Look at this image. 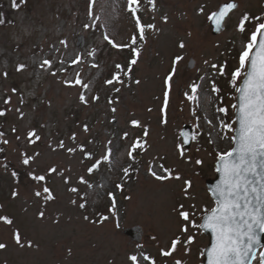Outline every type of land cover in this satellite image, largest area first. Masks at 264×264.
Returning a JSON list of instances; mask_svg holds the SVG:
<instances>
[{"label": "rangeland", "instance_id": "rangeland-1", "mask_svg": "<svg viewBox=\"0 0 264 264\" xmlns=\"http://www.w3.org/2000/svg\"><path fill=\"white\" fill-rule=\"evenodd\" d=\"M222 1L225 0H155L156 9L152 11L148 0H141L142 23L154 24L156 30H146V39L138 41L136 47L142 51L130 78L122 76L123 83L107 85L105 80L112 78L116 64L127 71L128 55L123 49L112 48L103 35L107 33L116 43L126 44L136 33L135 22L125 11L126 0H95L92 17L88 16L89 0H26L18 9L11 7L10 0H0V13L7 12L1 17L5 23L0 25V109L5 111L0 116V132L4 133L0 137V216L13 221L12 225L0 221V243L6 244L0 249V264H132L128 256L139 257L141 252L153 257L156 264H174L177 259L183 264L201 263L207 236L191 223L189 232L181 234L184 222L179 206L183 205V210L192 213L199 223L204 209L214 205L205 179L214 176L217 153L227 152L232 145V128L224 132L219 120L232 125L231 105L235 100L229 84L231 77L216 75L210 64L227 61V72L231 74L238 66L242 42H247L255 28V22L249 21L243 34L236 31L240 18L245 12L252 17L264 13V0H235L237 9L229 14L224 29L213 35L207 13ZM201 6L205 7L204 14L198 12ZM165 15L167 22L162 19ZM96 16L100 17L96 24L104 27L85 28V24L92 25ZM181 40L184 49L178 46ZM93 50L94 55L89 56ZM77 55L82 63L72 65L70 61ZM176 55L184 59L177 66L164 124L163 80ZM45 59L53 61L50 70L40 67ZM190 59L192 66L188 65ZM205 60L210 64L205 65ZM61 62L67 74L59 71ZM94 63L99 67H92ZM18 64L27 67L18 72ZM77 71L90 84L89 89L62 83L68 76L75 79ZM201 76L215 79L221 90L219 96L212 94L208 79L200 81ZM192 82L202 84L199 106L184 96L185 92L190 93ZM82 91L87 104L79 99ZM93 96L99 99L93 100ZM9 97L11 101L6 105L4 101ZM21 99L24 103H20ZM219 103L228 108L226 116L216 112ZM134 119L148 127L149 147L146 152H134L135 160H130V146L138 137L144 138L143 127L130 124ZM183 123H190L198 134L188 148L183 147L178 135ZM84 125L89 131H84ZM32 129L41 138L29 144L27 132ZM125 132L129 136L122 139ZM73 133L77 135L75 141L70 139ZM17 136L21 139L17 140ZM5 139L7 144L3 143ZM61 140L65 143L63 149L58 147ZM109 140L113 149L111 164L102 163L88 174L87 168L107 151ZM80 144L93 153V159H85L79 149L74 154L67 152V148ZM177 145H181L183 156ZM21 153L35 156L30 167L22 164ZM198 159L201 164H196ZM3 160H8L13 168L3 166ZM149 164L154 168L163 164L173 169V177L178 174L180 179L158 181L148 173ZM129 165L132 170L125 177L122 169ZM50 167L58 171L47 175L45 182L37 184L28 176L29 171L44 174ZM13 170L16 177L12 176ZM80 176L93 187L81 184ZM185 180L191 181L187 193ZM45 184L54 195L53 200L34 195ZM117 184L122 188L117 189ZM73 187L78 192L69 190ZM13 191L18 196L13 197ZM109 192L115 194V215L110 211ZM85 201L86 207L81 209L79 204ZM41 211L45 213L42 218ZM105 216L107 220L102 219ZM133 225L142 230L138 241L123 233L124 228ZM16 231L23 238V246L13 238ZM187 235L195 237L190 246L182 243L171 257L160 255V249L168 250L176 236L186 240ZM258 262L257 257L252 264Z\"/></svg>", "mask_w": 264, "mask_h": 264}, {"label": "snow or ice", "instance_id": "snow-or-ice-1", "mask_svg": "<svg viewBox=\"0 0 264 264\" xmlns=\"http://www.w3.org/2000/svg\"><path fill=\"white\" fill-rule=\"evenodd\" d=\"M26 0H11V7L13 9H18ZM151 5L152 11H155L156 5L155 0H148ZM94 4L95 0H89L88 5V16L92 17L94 15ZM238 4L233 0V2H225L221 4L217 10L207 13V19L211 22L216 32H220L224 28L226 19L229 14L237 9ZM141 0H126L125 11H127L135 22L136 33H134L129 43H116L109 34L105 33L103 35V40L106 41L112 48L116 49H130L132 53V58L128 62L127 71H123V66L121 64H116V71L113 73L112 78L105 80V84L112 85L113 83H123L122 76H128L130 78L131 71L134 65L138 63L139 57L141 55V48L136 47L138 41H144L146 39V30L153 29L156 30L154 24H143L141 16L139 13L142 11ZM200 14L205 13V7L201 6L198 9ZM100 17L96 16L93 20L92 25L85 24V28L89 27H104V25H97L96 21ZM162 19L167 22L168 17L165 15ZM254 21L255 28L251 31L247 42H242L241 50L238 53V66L234 68L231 72V78L229 80L230 86L234 89L237 96V103L231 105L232 109L236 115V121L239 124L238 135L233 139L235 141V146L227 152L217 153V168L216 171L220 173V179L214 188L211 190L212 194L215 196V206L211 207L210 210L205 211L201 217L200 223H197L192 218V213L183 210V205H180L179 216L184 222L180 228L181 234H187L189 232V224L198 230H206L212 233V244L211 247L207 249V264H252L253 260L257 259L256 247L260 245V239L258 236L259 232H264V13L260 16L252 17L249 13L245 12L240 19L236 31L243 34L246 29V22ZM5 20L0 18V25H3ZM61 41V44H64ZM179 48L184 49L185 43L183 40L179 43ZM94 51L89 52L88 55H94ZM184 59L183 56L176 55L171 61V71L167 73L163 80V106L161 107V113L164 114L165 118L161 121L162 123H167V108L170 103V94L174 84V78L177 73V66ZM60 72H65L67 74V69L63 67V62ZM70 63L72 65H79L82 63L80 55H77L74 59H71ZM205 65H209L208 60L204 61ZM92 67H99L97 64H92ZM25 64H18L16 66V71H23L26 69ZM41 68L51 69L53 67V61L45 59L40 64ZM211 69L216 75L221 77L228 75L227 72V61L223 64L211 63ZM56 72H52V75H56ZM6 76L7 73H4ZM200 81L208 79L210 81V90L214 96H219L220 88L217 86L215 79L207 76H201ZM137 84L140 83L139 80L135 81ZM63 84L69 87L80 86L82 89L87 90L90 88L89 83H85L82 78V73L77 71L75 73V79L68 76L62 81ZM202 87L201 83L192 82L189 84V92H185V98L197 106H199L200 89ZM119 91V89H116ZM12 92L15 93L16 89L13 88ZM79 99L82 103L87 104L88 100L82 91ZM93 100H98V96H93ZM222 102V97L219 98ZM11 101V98L5 99L4 103L7 105ZM20 103H24L23 99ZM108 103L111 105L113 103L112 99L109 98ZM112 112L116 111V108L111 109ZM20 112V109H16ZM151 111V109H149ZM193 115H197L196 110L193 109ZM216 112L218 114L228 113L227 107H216ZM5 111L0 109V116H4ZM23 116V113L20 112ZM198 118V117H197ZM208 124H212L211 120L205 121ZM130 124L133 127H143V136L141 139L138 137L131 148L128 150L127 155L130 160H135L133 153L137 150L146 152L148 150V143L146 137L149 134V129L147 126H143L139 120H132ZM220 127L222 129H230L233 125L225 122L224 120H219ZM198 127V126H197ZM12 131L15 133L16 129L13 128ZM84 131H89L88 126L84 125ZM197 133H193L190 137L185 139L183 143H188L189 140L196 141ZM4 133L0 132V137H3ZM129 136L128 132L123 133L122 139H126ZM27 143L32 144L40 140V136L37 135L35 129L29 130L27 132ZM226 138V137H222ZM21 137L17 136V140ZM71 140L75 141L77 139L76 133H73L70 137ZM211 142V141H210ZM4 144L8 141L5 139ZM91 143V141H89ZM112 141H107L106 149L107 151L99 158L95 160L90 167L87 168L88 174H93L95 170H98L102 163L111 164L113 149L111 147ZM58 147L61 149L65 148V143L63 140L60 141ZM180 150V155H184V151L181 145H177ZM77 149L83 153V156L87 160L94 158L93 153L87 151L83 144L77 145V147L67 148L69 154H74ZM3 151V149H0ZM38 155V154H36ZM22 164L25 166H31L35 160V156L27 155L26 153H21ZM83 163V161H81ZM201 160H196V164H201ZM132 170L131 165L124 167L122 169L123 175L127 177ZM58 171L56 167H50L44 174H36L35 171H29L28 176L37 184L46 181V176L49 174H55ZM148 173L153 176L158 181H166L171 178L180 179L177 174L173 177V169L165 167L163 164L159 165L158 168H154L152 164L148 166ZM18 174L13 171L12 176L16 177ZM65 183H69L68 177H64ZM79 182L81 184H86L89 188L93 185L90 184L84 176L79 177ZM185 193L191 188V181L185 180ZM103 187V185H101ZM117 189H121L122 185L117 184ZM72 192H78V189L73 187L69 189ZM17 191L12 192V196H18ZM34 195L39 198L42 195L46 201L54 199V195L51 190L45 186L42 191L36 190ZM108 196L111 199L110 211L115 215L116 199L113 192H109ZM73 204L76 203L75 200L72 201ZM81 209L86 207V201L79 204ZM45 215L43 211L39 213L42 218ZM84 219H88L87 216ZM102 219L107 220L108 217H102ZM0 221L6 225H12L13 221L8 216H0ZM17 245L23 246V238L19 231H16L13 236ZM155 239V237H153ZM195 237L193 235H187L186 240H182L181 236H176L171 240V246L168 250L163 248L160 249V255L163 257H171L178 249V246L182 243L190 246L194 242ZM28 246H31V241L28 242ZM6 244L0 243V249H4ZM139 247V246H138ZM188 251V248H185ZM129 261L132 264H156V261L150 255L141 252L139 257L136 254H131L128 256ZM259 264H264V250L258 253ZM174 264H183L180 259L175 260Z\"/></svg>", "mask_w": 264, "mask_h": 264}, {"label": "water", "instance_id": "water-1", "mask_svg": "<svg viewBox=\"0 0 264 264\" xmlns=\"http://www.w3.org/2000/svg\"><path fill=\"white\" fill-rule=\"evenodd\" d=\"M227 2H233V0H229V1H227ZM225 3V2H224ZM223 4V3H222ZM221 5V4H220ZM219 5V6H220ZM218 9V8H217ZM216 9V10H217ZM210 24H211V22H210ZM211 32L212 33H217L215 30H214V27H213V25L211 24ZM192 64V62H190V65ZM235 117H236V115H235ZM238 128H239V124H238V122L236 121V128H235V131H234V134H235V136H237L238 135ZM180 134H181V137H182V140L184 141L185 139H187L188 137H190L191 135H192V133H191V128H190V126L189 125H184L182 128H181V130H180ZM189 143H190V140H189V142L188 143H184L186 146H188L189 145ZM235 146V141H234V145H233V147ZM217 166H218V164H217V161H216V168H217ZM219 179H220V173H218L217 171H216V176L213 178V179H207L206 180V185H207V187H208V189H209V191H210V193H211V195H212V197L215 199V196L212 194V189L214 188V186L217 184V182L219 181ZM202 222V221H201ZM140 227L139 226H132V227H129V228H126L125 230H124V232H125V234H129L131 237H132V239H136V240H138L139 239V237H140ZM204 232H206L207 234H208V236H209V242H208V245L204 248V250H203V259H202V264H207V249L208 248H210L211 247V244H212V233L210 232V231H206V230H203ZM258 236H259V239H260V245H264V232H259L258 231ZM260 245H258L257 247H256V249L260 246ZM262 250H264V247H263V249Z\"/></svg>", "mask_w": 264, "mask_h": 264}, {"label": "trees", "instance_id": "trees-1", "mask_svg": "<svg viewBox=\"0 0 264 264\" xmlns=\"http://www.w3.org/2000/svg\"><path fill=\"white\" fill-rule=\"evenodd\" d=\"M5 13L7 14L6 11H5ZM123 50L127 51L128 53H130V49H126V48H125V49H123ZM2 157H3L2 154H0V160L2 159ZM9 167H10V166H9Z\"/></svg>", "mask_w": 264, "mask_h": 264}]
</instances>
